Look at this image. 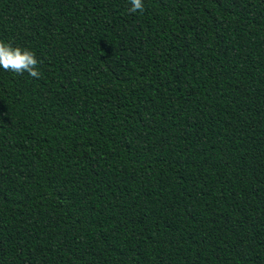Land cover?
Masks as SVG:
<instances>
[{"label":"trees","instance_id":"1","mask_svg":"<svg viewBox=\"0 0 264 264\" xmlns=\"http://www.w3.org/2000/svg\"><path fill=\"white\" fill-rule=\"evenodd\" d=\"M0 0V264H264V0Z\"/></svg>","mask_w":264,"mask_h":264},{"label":"clouds","instance_id":"2","mask_svg":"<svg viewBox=\"0 0 264 264\" xmlns=\"http://www.w3.org/2000/svg\"><path fill=\"white\" fill-rule=\"evenodd\" d=\"M131 12L144 11L143 0H130ZM39 61L33 51L13 47L10 43L0 41V67L5 71L18 74L28 73L33 78H40Z\"/></svg>","mask_w":264,"mask_h":264}]
</instances>
